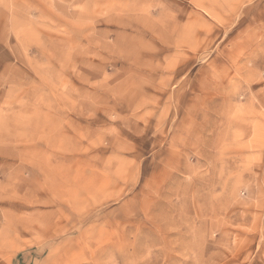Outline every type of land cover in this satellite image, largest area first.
<instances>
[{"label": "rangeland", "instance_id": "obj_1", "mask_svg": "<svg viewBox=\"0 0 264 264\" xmlns=\"http://www.w3.org/2000/svg\"><path fill=\"white\" fill-rule=\"evenodd\" d=\"M0 264H264V0H0Z\"/></svg>", "mask_w": 264, "mask_h": 264}]
</instances>
